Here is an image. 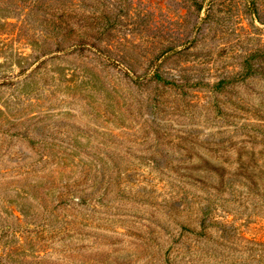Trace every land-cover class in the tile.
Returning <instances> with one entry per match:
<instances>
[{"label":"rangeland","instance_id":"374dc122","mask_svg":"<svg viewBox=\"0 0 264 264\" xmlns=\"http://www.w3.org/2000/svg\"><path fill=\"white\" fill-rule=\"evenodd\" d=\"M0 264H264V0H0Z\"/></svg>","mask_w":264,"mask_h":264},{"label":"trees","instance_id":"16d2710c","mask_svg":"<svg viewBox=\"0 0 264 264\" xmlns=\"http://www.w3.org/2000/svg\"><path fill=\"white\" fill-rule=\"evenodd\" d=\"M86 33L82 36L76 37V39H72V37H68L69 40H71L73 43L69 46V48L73 49V51H82L86 45L89 44V40L86 38ZM100 35H96L94 37V42L91 44L93 47L97 46L95 42L99 40ZM158 81H162L161 76L156 75Z\"/></svg>","mask_w":264,"mask_h":264}]
</instances>
